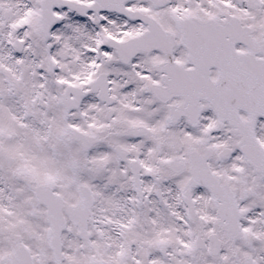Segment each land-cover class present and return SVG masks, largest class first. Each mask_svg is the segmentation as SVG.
<instances>
[{
  "label": "snow or ice",
  "instance_id": "obj_1",
  "mask_svg": "<svg viewBox=\"0 0 264 264\" xmlns=\"http://www.w3.org/2000/svg\"><path fill=\"white\" fill-rule=\"evenodd\" d=\"M0 264H264V0H0Z\"/></svg>",
  "mask_w": 264,
  "mask_h": 264
}]
</instances>
